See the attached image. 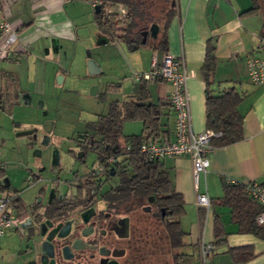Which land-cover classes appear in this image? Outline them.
I'll return each instance as SVG.
<instances>
[{"label": "crops", "instance_id": "1", "mask_svg": "<svg viewBox=\"0 0 264 264\" xmlns=\"http://www.w3.org/2000/svg\"><path fill=\"white\" fill-rule=\"evenodd\" d=\"M65 1L32 0L34 13L31 17H25L21 12L16 14L11 10L13 0L8 1L9 3L7 0H0V18L17 22L19 25L17 47L20 48L0 62L19 63L22 54H26L28 58V45L31 44L35 50L34 43L50 39L54 51L59 52L63 42L74 43L78 37L84 35L87 40L80 43L83 47L90 48V54L100 68L99 74L108 75L112 79L104 85L103 94H111L113 98L106 104L104 111L96 113L94 118L107 112L110 104L115 101L120 104L121 101L136 98L143 103L154 105L157 111L155 122L160 133L159 140L174 139V111L169 103L170 84L160 79L137 82L136 85L129 82L132 81L135 72L150 69L153 56L160 59L163 53L168 52L183 58L190 126L194 132L207 129L205 119L207 90L211 95H219L228 88L237 91L240 97L237 110L242 116V137L229 144L213 145L209 153V165L206 172L199 174L196 185L192 177V164L187 156H166L158 160L157 164L160 169L166 171L171 188L179 192L183 198L184 213L179 218V225L185 233L183 239L186 244L183 248L185 252H194V258L199 259V243H211L214 240V226L218 223L224 239L215 246L209 258L211 262L215 259L213 255L216 250L228 254L229 248L250 245L253 256L243 264H264V238L240 231L238 223L231 219V208L219 202L223 195V186L227 183L264 184V84H253L247 70L248 58L264 56L259 47L264 26V0H158L157 5L165 8V11L160 9V17L154 20L158 24L157 36L156 38L141 36L140 45L137 47L127 41L134 36L126 39L111 27L110 29L108 26L101 27L97 22L95 7L90 5L89 0L81 1L94 9L95 23L90 25L88 31L81 30L83 19L77 18V14L73 17L69 15L64 7ZM37 6L40 10L35 12ZM160 10L157 11L158 14ZM112 11L110 9L107 12ZM166 11L169 16L162 18ZM207 47H212L214 66L205 79L202 67ZM45 52H49L48 47ZM51 62L54 64L52 60ZM107 85H110L109 91ZM18 89L16 75L0 68V119L1 111L11 112L13 107L11 98L23 101H27L28 96L30 98L27 91ZM96 90L97 87L95 92ZM129 121L140 122L141 129L139 131L134 128L130 131L132 133L125 134L122 127L123 134L142 132L141 120L127 119L122 125ZM129 125L133 124L130 122ZM25 130L29 129L20 132L23 135L29 133ZM14 131L17 132L16 129ZM4 179L5 182L8 181L10 189V179L3 176L0 179L3 185ZM26 186L24 190L27 189ZM200 192H207L211 200L210 206L196 204V194ZM21 193L20 191V195ZM14 261L15 256L11 264H14Z\"/></svg>", "mask_w": 264, "mask_h": 264}, {"label": "flooded vegetation", "instance_id": "2", "mask_svg": "<svg viewBox=\"0 0 264 264\" xmlns=\"http://www.w3.org/2000/svg\"><path fill=\"white\" fill-rule=\"evenodd\" d=\"M125 1L129 8L136 0ZM149 1L152 13L156 14L158 0ZM144 5L149 2L144 0ZM136 6L139 9L141 5ZM105 7L106 4L100 6V10ZM104 12L121 14L119 10ZM151 24L142 26L139 34L150 37ZM84 131L85 128L76 136L75 157L84 162L87 151H92L96 162L86 171L71 173L66 179V190L59 188L61 177L55 158L54 179L44 180L37 173L30 175L26 187L33 188L32 200L25 202L20 191L11 190L16 194V224L10 231L17 236L14 264H176L177 250L169 244L162 223L165 211L152 196L141 202L128 193L119 196L116 190L120 176L115 165L120 157L111 164L106 162L111 156L109 151L116 150V146L96 144ZM51 132H43L41 146L49 144ZM25 135L29 142L36 141L35 130ZM34 155L41 156V150H35ZM40 169L45 167L42 165ZM114 176L117 179L112 182Z\"/></svg>", "mask_w": 264, "mask_h": 264}, {"label": "rangeland", "instance_id": "3", "mask_svg": "<svg viewBox=\"0 0 264 264\" xmlns=\"http://www.w3.org/2000/svg\"><path fill=\"white\" fill-rule=\"evenodd\" d=\"M147 1L150 4V1ZM118 5L117 2L111 3L105 11L111 9L118 12L120 8ZM64 7L72 17L77 14V18L83 19L81 30L88 31L90 25L95 23L94 9L89 4L81 0H66ZM150 7L153 8V5L150 4ZM159 7L156 3L157 11L160 10ZM35 9V12L40 10L39 7ZM11 10L16 14L21 12L23 16L31 17L34 13L32 0H13ZM116 22H120L119 19H116ZM50 40L34 43L35 50L31 44L28 45V58L26 54H22L19 63L0 62V68L16 75L18 91L25 90L30 95L27 101L11 98L13 106L11 112L1 111L0 119V157L6 162L4 174L0 173V176L1 178L7 176L10 179V189L21 191V200L25 202L32 200L34 194L33 188L24 190L30 174H40L44 180L55 178L52 171L53 158L58 162L56 167L59 169L61 177L59 188L62 190L67 189L66 179L71 173L86 171L96 162V155L92 151H87L85 158L83 157L84 162L76 159L75 154L78 153L76 136L84 129L85 123L93 121L96 113L104 111L106 104L113 98L111 94H103L104 85L112 80L111 77L99 74L100 72L87 73L86 54L90 52V48L81 44L87 40L84 35L78 37L74 43L63 42L59 52L54 51ZM77 42H81L80 45ZM46 47L49 48L47 53ZM115 63L116 61L113 62V68L116 67ZM110 67L112 68V64ZM129 82L137 84L133 79ZM93 86L97 87L95 94L90 93ZM48 121L53 124L52 139L48 145L41 146L40 142L43 132H46ZM127 122L122 125L125 134L132 133L130 131L134 128L140 131V122L129 121L133 125ZM24 129H29L25 132L35 130L36 141L29 142L27 135L20 132ZM35 150H41L42 155L35 156ZM42 165L45 169H40ZM116 179L114 176L111 181L114 182ZM16 238V234L12 232L0 238V264L13 262ZM216 251L213 255L215 261L211 262L210 259L209 264H231L228 254ZM191 254L189 264H202L198 257L194 258V252Z\"/></svg>", "mask_w": 264, "mask_h": 264}, {"label": "trees", "instance_id": "4", "mask_svg": "<svg viewBox=\"0 0 264 264\" xmlns=\"http://www.w3.org/2000/svg\"><path fill=\"white\" fill-rule=\"evenodd\" d=\"M101 8L105 4L114 2L121 3L126 7L124 17L118 13H105L99 10L97 22L101 27L108 26L115 32H121V37L128 39L132 46L137 47L141 42L140 30L142 26L149 25L155 19L160 17V13H152L150 4L145 6L144 1L136 0L134 5L127 8L125 0H101ZM138 1V2H137ZM125 2V3H124ZM167 2V1H166ZM137 4L141 5L138 9ZM143 6V7H142ZM169 16L166 11L162 18ZM122 17V19L120 18ZM120 22H116V19ZM122 23H125V26ZM112 25V26H111ZM117 25H120L117 28ZM140 26V28H138ZM261 37L264 39V26H262ZM214 58L212 47H207L206 58L203 64V75L206 76L212 72ZM208 82V80H207ZM110 85H107L109 91ZM240 97L237 91L232 88L224 90L219 95H211L209 91L205 94V119L206 128L214 132H220L219 136L211 139L212 145H225L239 140L242 137V116L237 110V103ZM157 111L152 104H146L138 99H128L118 104L111 103L107 112L98 114L93 121L86 122L85 133H89L96 144H109L116 146V150L109 155H118L120 160L116 163L118 168L120 183L116 190L118 195L129 194L131 198L145 201L152 196L157 201L160 209L165 211V218L162 223L169 239L171 247L176 248V264H189L192 256L183 250L184 232L179 225V218L184 213V202L181 194L173 190L170 186L169 177L166 171L159 168L158 160H150L146 154L141 152L140 145L143 140L153 138L159 140L155 118ZM141 120L143 130L139 134L125 135L122 133V123L124 120ZM129 146L127 150L126 147ZM115 168V169H116ZM245 183H227L223 186V195L219 202L226 204L231 208V219L238 223L239 230L250 232L258 237L264 238V222H257L256 217L262 210L260 204L248 196L244 191ZM1 189L8 187L1 184ZM211 203V200H210ZM223 231L218 225L214 226V240L212 249L208 253L209 264L210 256L214 252L215 246L223 241ZM183 250V251H182ZM227 253L231 264H243L253 256V249L250 245L229 248Z\"/></svg>", "mask_w": 264, "mask_h": 264}, {"label": "built area", "instance_id": "5", "mask_svg": "<svg viewBox=\"0 0 264 264\" xmlns=\"http://www.w3.org/2000/svg\"><path fill=\"white\" fill-rule=\"evenodd\" d=\"M92 7L100 4V0H89ZM119 12L125 14V9L120 6ZM17 22H10L0 18V60L20 49L17 47ZM260 50L264 53V39L260 41ZM247 70L250 81L253 84H264V56L250 57L247 59ZM133 79L136 82L151 80H164L171 86L169 103L174 111L173 140H155L148 138L142 141L140 150L150 160H160L166 156H187L192 164V177L197 184L200 173L206 172L209 165V153L213 147L211 139L219 136L220 132L205 129L194 132L190 126L189 97L186 90V73L182 57L165 52L160 59L153 56L150 69L143 72H135ZM129 149V146L126 147ZM118 155H111L107 161L109 164L115 162ZM6 162L0 158V173L5 170ZM99 169L101 167L99 166ZM1 175V174H0ZM1 178V176H0ZM0 181V238L9 233L16 224L14 200L16 194L10 189H1ZM245 193L256 200L262 210L257 215V222H264V184L249 182L244 184ZM196 204L199 206H210V197L207 192L196 194ZM212 249L211 243L200 242L198 254L200 263L206 264L208 253Z\"/></svg>", "mask_w": 264, "mask_h": 264}, {"label": "water", "instance_id": "6", "mask_svg": "<svg viewBox=\"0 0 264 264\" xmlns=\"http://www.w3.org/2000/svg\"><path fill=\"white\" fill-rule=\"evenodd\" d=\"M94 9H95V13H98L99 10H100V6L96 5ZM149 31H150L149 36L151 38H156L157 32H158V24L155 23V22L152 23L150 25ZM86 58H87L86 59V70H87V73L88 74H97L100 71V68L97 66V62L92 58L90 52H87ZM95 89H96V86H93L91 88V90H90V93L94 94L95 93ZM52 127H53L52 122L48 121L46 123L45 131L48 132V133L51 132ZM43 142H44V144H46L47 140H45ZM111 169H113V168H111ZM4 186H8V181L5 182V179H4ZM146 209H148V208H146ZM41 249L44 250V245H43V247H41Z\"/></svg>", "mask_w": 264, "mask_h": 264}]
</instances>
